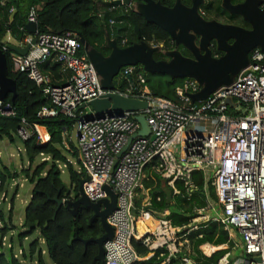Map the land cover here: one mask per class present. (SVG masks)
<instances>
[{"label": "built area", "instance_id": "obj_1", "mask_svg": "<svg viewBox=\"0 0 264 264\" xmlns=\"http://www.w3.org/2000/svg\"><path fill=\"white\" fill-rule=\"evenodd\" d=\"M261 2L264 10V0ZM120 7H124L127 14L132 4ZM9 12H13V8ZM26 23L37 26L36 9L31 8L27 12ZM122 24L111 21L110 28ZM31 39L30 35L25 36L24 45ZM35 39L36 43L25 56L10 52L7 46L2 51L9 54L13 70L24 73L30 81L42 87L43 97L52 104L53 108L38 111V118L61 116L73 121L78 169L89 177L83 185L87 199L92 203L105 199L107 196L101 190L105 184L116 194V208L106 220L113 228V237L103 244L104 264H133L151 258H155L157 264H168L178 255H182V261L189 264L187 256L191 249L188 236L209 224L235 230L240 238L239 245L235 248L228 246L225 250L240 249L245 257L242 263H230L227 252L217 264H252L253 258H259L260 264H264L263 51L252 49L248 67L237 74L231 85L220 87L194 104L188 97V94L200 91L194 80L184 79L176 88L179 104H175L154 97L137 66L122 68L117 78L127 82V87L117 93L148 103L141 114L145 116L150 136L154 137L151 141L150 136H137L128 144L140 129L136 121L140 114L123 113L96 119L78 110L82 104L97 99L103 93L99 77L83 53L80 36L76 33L58 35L37 31ZM118 43L119 47H126L127 36L119 37ZM149 44L153 48L162 46L164 49L162 43ZM169 44L173 46L171 40ZM52 60L59 62L63 72L68 73L66 84L54 86L50 78L40 72V67ZM129 76L132 84L127 79ZM0 116L13 117L15 113L0 101ZM32 135L39 142L49 140L46 128L37 124L18 130L22 141ZM61 137L67 149V134L64 132ZM115 161L114 171L110 174ZM149 166L165 181L173 197L187 202H191L193 195L199 192L193 173L200 174L203 192L212 187L217 205L212 206L207 201L201 208L194 205L193 217L183 226L172 225L167 216L157 217L154 203L161 201L159 196L148 194L145 200H137V192L143 190L145 169ZM95 179L102 182L98 186L90 185ZM178 184H181V189ZM133 241L140 242L147 249L144 258L136 255Z\"/></svg>", "mask_w": 264, "mask_h": 264}, {"label": "trees", "instance_id": "obj_2", "mask_svg": "<svg viewBox=\"0 0 264 264\" xmlns=\"http://www.w3.org/2000/svg\"><path fill=\"white\" fill-rule=\"evenodd\" d=\"M115 0H0V50L7 46L6 36L9 33L11 38L16 41L24 39L28 33L25 30L27 12L34 8L37 10V31L38 33H51L62 35L65 33H76L82 38L90 48H94L102 55L107 56L109 49L106 46V35L114 36L115 30L121 28L120 37L133 35L134 39L128 40V45L138 42L133 27H138L141 39L148 43H162L165 50L174 49L169 44L168 35L159 27L146 23L132 9L125 14L124 7H114L110 2ZM153 1V0H152ZM160 2L163 6L172 7L175 0H154ZM187 7L191 6V0H180ZM132 4H138L141 0H131ZM240 0H231L236 4ZM3 3V5L1 4ZM10 8H13L15 15L12 21H9ZM202 17L207 20H221L223 24L240 26L248 29L249 26L236 15H229L222 7L220 0H204L199 7ZM123 22L122 25L110 28V22ZM125 22V23H124ZM21 29L22 31H20ZM112 30V31H111ZM119 41V39H118ZM119 44V43H118ZM127 45V46H128ZM182 55L186 56V54ZM214 57L221 56V53L212 49ZM7 75L15 82L16 98L11 102V95L4 99L2 103L9 106L15 113L13 117L0 116V147L7 143L21 141L23 149L18 153V158L22 163L20 174L24 180L32 187L30 201L24 211L22 228L27 231L20 233L18 238L20 242L34 232H39L40 239L45 245V252L38 250V240L30 243L26 252L22 249L19 256L13 253L10 245L8 254L4 251L2 239L8 233L9 229L15 228L9 223V226L3 220L0 212V264H91L93 257L97 253V246L89 244L83 247V244L74 241L77 235L82 239L98 238L102 234L100 223L93 221L89 224L91 212L88 209L80 207L78 213L73 217L70 209L65 206L58 211L55 220L50 221L55 209L56 203L51 201L56 196L62 201H73L78 197L79 182L85 178V174L78 169L77 150L70 142V134L73 129V121L58 116L53 119H40L37 117L41 109H51L52 104L48 99H44L42 87L37 86L30 81L24 73L13 70L9 54L6 53ZM155 60H162V54H155ZM145 78V85L148 91L158 98L179 104L176 95V88L180 87L184 79L171 80L162 74L145 73L140 66H137ZM40 72L50 78L54 86L62 84L63 72L59 62L52 63L49 61L40 67ZM133 83L136 84L135 78ZM115 91L123 92L127 87V82L114 81ZM37 124L46 128L49 134V140L39 142L35 135L28 140L22 141L18 137V130L26 125ZM67 134L66 149L62 141V133ZM66 154H71L76 159V164L68 161ZM146 180L143 182V188L153 197L160 196L163 201L164 194L158 193L160 179L154 173L151 166L145 169ZM62 176L67 177V184L63 181ZM18 178L17 173L11 172L1 161L0 158V198L4 196V190L8 183ZM193 179L199 187L197 194L191 202L190 212L187 215L170 213L167 217L174 226L187 225L193 217L192 207H204L203 181L201 175L193 173ZM180 188V186L178 185ZM181 189V188H180ZM74 194L72 196L71 194ZM208 193L210 198H215V192L212 187ZM202 198V200H201ZM45 222H48L47 228L44 229ZM27 224H33L34 227H27ZM185 233V231H184ZM183 234V233H182ZM199 236H201L199 238ZM190 241L191 254L187 257L191 264H217L228 250L214 253L210 258H206L199 251V246L204 243L212 245L230 244L228 235L221 231L220 225L209 224L205 228H199L188 236ZM133 249L138 258H144L148 251L140 242H132ZM231 248V246H229ZM182 255L172 258L168 264H185L182 261ZM95 264H104L97 262ZM133 264H157L155 258L146 261H136Z\"/></svg>", "mask_w": 264, "mask_h": 264}, {"label": "water", "instance_id": "obj_3", "mask_svg": "<svg viewBox=\"0 0 264 264\" xmlns=\"http://www.w3.org/2000/svg\"><path fill=\"white\" fill-rule=\"evenodd\" d=\"M221 7L229 14L239 16L249 29L236 25L223 24L216 20H205L199 7L204 0H191V6L187 7L180 0H175L172 7L163 6L158 1L141 0L138 4H132L131 0H115L110 2L114 7L132 4V10L138 14L146 23L153 24L162 29L173 43L174 49L162 50V46L153 48L148 42L141 39L140 32L136 25L132 26L138 42L126 47L118 46L121 28L115 30L114 36L106 35V46L109 49L107 56L102 55L80 38L83 50L99 77V83L103 93L95 100L82 104L78 110H83L87 117L100 119L103 116H121L123 113H137L136 121L140 126L139 131L129 139L128 144L135 137H149L150 131L145 122V116L141 114L148 107L145 101H139L122 96L115 91L114 81L124 67L140 66L145 73L162 74L175 79H192L199 86L200 91L196 94H188L191 104L206 99L211 93L222 86H229L233 83L237 74L248 67L249 53L254 48H259L264 52V10L261 9V0H242L238 4H232L231 0H220ZM15 12L9 16L11 22ZM37 26L26 23L25 30L32 37L30 43L24 47H17L7 44L10 52L25 56L32 45L36 43ZM187 51L190 57L182 55L179 50ZM221 53V56L214 57L212 49ZM155 54H162L164 59L155 60ZM128 81L132 84V78ZM11 95V102L16 98L15 82L7 75L6 54L0 50V101L7 99ZM46 99V98H44ZM154 140L153 136L149 138ZM70 142L77 150L75 127L70 134ZM116 161L113 163L110 174L113 173ZM89 180L86 176L79 182L78 197L73 201L63 202L56 196L53 201L56 209L50 219L51 222L61 207L70 209V213L75 217L78 209L83 207L88 209L92 215L88 223L95 219L100 223L102 234L98 238L82 239L77 235L74 241L81 242L86 248L89 244L97 246V253L93 257L91 264L104 262L103 244L112 239L113 228L107 224V217L116 208V194L110 186L103 185L101 190L106 194L105 199L97 202H90L84 194L83 185ZM169 201L170 191L165 186V181L160 180V189ZM48 222H45L44 229ZM27 227H34L27 224ZM191 264V263H189ZM252 264H260L259 258H253Z\"/></svg>", "mask_w": 264, "mask_h": 264}, {"label": "rangeland", "instance_id": "obj_4", "mask_svg": "<svg viewBox=\"0 0 264 264\" xmlns=\"http://www.w3.org/2000/svg\"><path fill=\"white\" fill-rule=\"evenodd\" d=\"M241 1V0H240ZM220 23H223L221 20H216ZM125 23V22H124ZM225 24V23H224ZM129 39H134L133 35H128ZM16 44V43H14ZM181 53L186 54L187 52L184 50H180ZM23 149V145L21 141H15L14 143L8 144L4 143L0 147V158L2 163L14 173H17L18 178L14 179L10 184L6 186L4 190V195H6V200L3 201V197L0 198V212L3 216V220L6 225L9 226V223L15 228L13 231L9 229L8 233L4 235L3 238V245L4 251L8 254V246H12L13 253L16 256H19L18 251L21 249L25 250L26 252L29 249V245L31 242L38 240V250L45 252V245L43 241L40 239L39 232L31 233L27 236L24 240L20 242L18 235L20 233H25L27 230L22 228L23 217L25 208L28 205V201H30L31 197V190L32 187L24 180L22 174H20L22 163L18 158V153L21 152ZM66 157L69 162L72 164H76V159L71 154H66ZM63 181L67 184V177L62 176ZM102 181L101 180H94L90 185L98 186ZM74 196L73 192L71 194ZM187 206L189 203H185ZM235 242L239 245V239L235 240ZM236 253V259H239V262H243L245 258L240 257V249L234 250ZM28 264V263H26ZM35 264V263H33Z\"/></svg>", "mask_w": 264, "mask_h": 264}, {"label": "crops", "instance_id": "obj_5", "mask_svg": "<svg viewBox=\"0 0 264 264\" xmlns=\"http://www.w3.org/2000/svg\"><path fill=\"white\" fill-rule=\"evenodd\" d=\"M29 35V34H28ZM28 35H26V36H28ZM127 38H128V36H127ZM128 40H129V38H128ZM6 42L8 43V44H12V45H14V46H17V47H24L25 45H24V43H23V39L21 40V41H16V40H14V39H12L11 38V36H10V34L8 33L7 34V36H6ZM14 43H16V44H14ZM56 62V61H55ZM52 63H54V60H52ZM68 77H69V75H68V73H66V76H64L63 77V81H62V84H66L67 83V80H68ZM145 174H146V172H145ZM144 174V175H145ZM160 179V178H159ZM144 180H146V175H145V179ZM160 180H162V179H160ZM144 182V181H143ZM179 186H180V188H181V184H178ZM165 186H166V183H165ZM166 188L168 189V187L166 186ZM209 188L210 187H208V189H206L205 190V192H203L202 194H203V196H204V202L205 201H207V202H209V203H211L212 204V206H214V205H217V200L215 199H212V198H210V195H209V193H208V190H209ZM159 189H160V186H159ZM169 190V189H168ZM170 191V190H169ZM160 192H162V191H160ZM160 192H158V193H160ZM149 193H148V191H146L144 188H143V190L142 191H138L137 192V200L138 201H143V200H145L146 198H147V195H148ZM170 194H171V191H170ZM195 196H198V197H200V195L199 194H194L193 195V197H192V200H193V198H195ZM160 197V196H159ZM161 198V197H160ZM159 198V199H160ZM166 197H165V195H164V198H163V201L162 202H156V203H154V207H155V215L157 216V217H159V218H164V217H168V215L170 214V213H173V214H184V215H187V213L189 214V212H190V207L192 206V203H189V205L187 206L186 204H184V202L185 203H188L187 201H184V200H182L181 198H179V197H173L172 195L170 196V200L169 201H167L166 199H165ZM162 199V198H161ZM201 200H202V198H201ZM216 225V224H215ZM218 225V224H217ZM220 225V224H219ZM220 229H221V231H223V232H226L227 233V235H228V239H229V241H228V243H230L229 245L228 244H225V243H223L222 245H212V244H210V243H204L203 245H201L200 247H198L199 248V251L202 253V255L204 256V257H206V258H210L214 253H216V252H220V251H223L224 252V250L226 249V248H228V246H233V248H235L234 246H236L237 245V243L235 242V240H238L239 239V242H240V238H239V235L237 234V232L235 231V230H233L232 228L231 229H228V230H226V229H224L221 225H220ZM238 242V243H239ZM205 246H209V247H212V248H214V250H212L210 253H208V254H206L205 252H204V250H203V248L205 247ZM190 248V247H189ZM191 249V248H190ZM228 252H229V255H230V263H234V262H238V260L239 259H236L235 257H237L235 254L236 253H234L235 251L232 249L231 251H229L228 250ZM240 257H242V258H245L244 257V254H243V252H242V250L240 251Z\"/></svg>", "mask_w": 264, "mask_h": 264}, {"label": "bare ground", "instance_id": "obj_6", "mask_svg": "<svg viewBox=\"0 0 264 264\" xmlns=\"http://www.w3.org/2000/svg\"><path fill=\"white\" fill-rule=\"evenodd\" d=\"M96 180H101V179H95V181ZM102 181V180H101ZM203 250H204V252L206 253V254H208V253H210L212 250H214V248H212V247H209V246H205L204 248H203Z\"/></svg>", "mask_w": 264, "mask_h": 264}, {"label": "flooded vegetation", "instance_id": "obj_7", "mask_svg": "<svg viewBox=\"0 0 264 264\" xmlns=\"http://www.w3.org/2000/svg\"><path fill=\"white\" fill-rule=\"evenodd\" d=\"M240 2H242V0L240 1ZM240 2H238V3H240ZM238 3H236V4H238ZM249 29V28H248ZM163 51L165 50V49H162ZM180 50H183L182 48H179V50L178 51H180ZM181 52V51H180ZM187 52V51H186ZM186 57H190V55H189V53L187 52V55H186ZM92 215V214H91ZM94 221H97V219H95ZM99 222V221H98ZM93 223V222H92ZM91 223V224H92Z\"/></svg>", "mask_w": 264, "mask_h": 264}]
</instances>
